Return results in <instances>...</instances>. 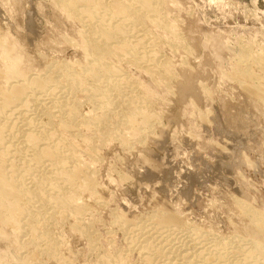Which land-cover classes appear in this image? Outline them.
<instances>
[{
	"label": "rangeland",
	"instance_id": "1",
	"mask_svg": "<svg viewBox=\"0 0 264 264\" xmlns=\"http://www.w3.org/2000/svg\"><path fill=\"white\" fill-rule=\"evenodd\" d=\"M15 1L17 14L11 8ZM161 1L164 29L150 21L146 28L160 41L157 50L168 62V74L152 81L142 69L122 65L148 88L139 92L149 98L145 116L151 129L146 131L141 120L143 134L134 137L136 120L126 116L132 128L123 145L106 134L105 143H95L96 160L82 154L94 182L92 192L77 194L81 214L54 208L47 222L50 252H22L28 261L100 264L109 256L115 261L128 255L127 263L140 264L115 220L144 218L161 207L177 208L183 220L197 221L198 227L218 224L223 236L234 231L233 198L264 213V115L246 101L237 82L244 77L234 65L239 47L264 51V0ZM57 15L48 0H0V35L19 42L37 65L32 72L41 73L53 61L76 60L74 48L54 41L71 33ZM253 71L257 79L252 83L264 94V71ZM91 109V103L81 106L83 114ZM195 223L190 224L197 227ZM81 225L92 232L95 250L77 232ZM3 226L0 222V231ZM38 237L46 247L43 236ZM23 238L36 239L31 234ZM15 249L9 234L0 232V259L17 254Z\"/></svg>",
	"mask_w": 264,
	"mask_h": 264
},
{
	"label": "bare ground",
	"instance_id": "2",
	"mask_svg": "<svg viewBox=\"0 0 264 264\" xmlns=\"http://www.w3.org/2000/svg\"><path fill=\"white\" fill-rule=\"evenodd\" d=\"M48 1L58 12V23L72 35L54 41L74 48V62L53 61L41 73L32 72L37 65L19 42L0 35V232L9 234L17 251L4 254L0 262L35 264L22 252H50L51 211L65 208L81 214L77 194L92 192L94 182L82 154L96 160L95 143H105L106 134L123 145L132 128L126 116L132 123L136 120L134 137L151 129L145 116L149 98L142 93L148 88L125 72L123 63L142 69L152 81L169 72L157 50L159 39L146 28L150 21L164 29L161 0ZM13 4L11 11L17 14L16 1ZM234 61L236 72L244 77L237 80L242 94L264 115V94L252 83L257 79L253 67L264 71V51L239 47ZM84 102L91 103L90 113H82ZM230 206L234 231L229 236L211 222L198 227L196 221L197 227H192L177 208L161 207L144 218L115 221L140 264H264V213L237 197ZM78 227L95 250L88 226ZM29 234L36 239L23 238ZM109 257L100 264H131L128 255L115 261Z\"/></svg>",
	"mask_w": 264,
	"mask_h": 264
}]
</instances>
